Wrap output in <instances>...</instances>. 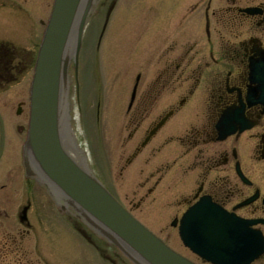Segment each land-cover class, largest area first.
<instances>
[{
  "label": "flooded vegetation",
  "instance_id": "flooded-vegetation-1",
  "mask_svg": "<svg viewBox=\"0 0 264 264\" xmlns=\"http://www.w3.org/2000/svg\"><path fill=\"white\" fill-rule=\"evenodd\" d=\"M225 1L212 7L209 0L203 9L207 40L212 18L213 36L217 33L219 39L207 54L195 40H187L175 53L176 39L165 43L167 31L168 38L154 45L156 53L147 62L152 66L149 78L140 68L123 104L126 130L119 144L117 177L126 193L122 198L103 183L144 224L148 217L176 228L173 223L202 198L204 204L255 221L250 227L264 238V97L253 93L250 80L252 60L264 53V0ZM9 4L21 8L17 0H0V15L12 8ZM245 7L258 11L250 14ZM237 21L240 27L247 23L244 32L261 30L238 39L242 30L232 29ZM222 25L237 40L222 34ZM16 35L0 37L1 89L28 73L42 31L27 38ZM23 103L17 102L16 115L22 114ZM227 117L235 128L221 136ZM27 123L28 118L14 126V134L25 138ZM11 142L0 111V264H60L61 222L68 223V217L25 168L21 141ZM146 205L156 212L147 215ZM95 244L101 256H108L103 245ZM182 246L188 254L181 253L192 261L212 264ZM248 264H264V252Z\"/></svg>",
  "mask_w": 264,
  "mask_h": 264
},
{
  "label": "rangeland",
  "instance_id": "rangeland-1",
  "mask_svg": "<svg viewBox=\"0 0 264 264\" xmlns=\"http://www.w3.org/2000/svg\"><path fill=\"white\" fill-rule=\"evenodd\" d=\"M209 0H95L82 37L81 55L77 69V79L73 68L69 71L70 110L67 127L64 130L63 146L79 163L86 167L101 182L107 181L123 198V181L117 177V165L121 148V137L125 127V104L127 90L131 88L135 74L143 68L149 78L152 66L147 64L155 52V44L166 37L165 43L176 39L175 53L187 41H196V46L208 53L209 46L216 47L219 39L214 37L211 20V40H207L203 29V9ZM0 15V37L15 38L40 35L43 24L50 13L53 0H17ZM107 2L108 9L107 10ZM225 0H211L209 6L223 5ZM191 8V10H189ZM239 21L232 29L238 31V39L261 29L246 30ZM220 31L237 40L227 32L225 26ZM30 30V31H29ZM165 31H167V36ZM7 32V33H5ZM11 33V34H10ZM165 34V35H164ZM16 35V36H17ZM20 37V36H19ZM23 37V36H22ZM11 38V39H13ZM264 39V38H263ZM26 44V42L21 41ZM32 46V45H29ZM215 49V48H214ZM28 73L19 83L7 89L0 88V111L7 123V138L11 143L23 144L25 138L15 135L14 126L27 121L29 86L32 79V64ZM129 91V90H128ZM128 97V96H127ZM19 100H24L22 114L14 110ZM67 130V131H66ZM13 136V137H12ZM13 139H12V138ZM76 145V149L73 147ZM22 146V145H21ZM22 150V148H21ZM83 159V160H81ZM133 167V165H132ZM109 172V174H108ZM131 195V191L128 192ZM144 211L149 215L156 212L148 205ZM140 215L138 210L134 212ZM154 215V214H151ZM142 217V216H141ZM156 218H146L147 225L182 253L188 251L182 246L176 228L170 223L156 222ZM63 225L60 233V264H116L117 253L107 251L108 258L100 257L95 247L88 241L82 230L77 231L70 224ZM89 234V232H88ZM104 250H107L104 247ZM120 251V250H119ZM125 256V255H124ZM117 257V258H115ZM127 258V256H125ZM128 259V258H127ZM118 262V261H117ZM121 264V262H119Z\"/></svg>",
  "mask_w": 264,
  "mask_h": 264
},
{
  "label": "water",
  "instance_id": "water-1",
  "mask_svg": "<svg viewBox=\"0 0 264 264\" xmlns=\"http://www.w3.org/2000/svg\"><path fill=\"white\" fill-rule=\"evenodd\" d=\"M94 2L53 0L30 82L29 120L23 143L25 168L44 187L60 213L68 219L77 217L132 263L195 264L138 221L63 146L70 110L69 66L74 63L77 67L83 31ZM243 10L250 14L258 11L255 7ZM260 60L263 62L254 60L251 74L253 92L263 99L264 59ZM226 120L221 136L235 128L230 117ZM73 147L76 149L74 143ZM251 223L202 200L183 216L179 234L186 246L214 264H248L264 251L262 236L249 228Z\"/></svg>",
  "mask_w": 264,
  "mask_h": 264
}]
</instances>
